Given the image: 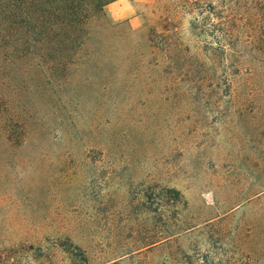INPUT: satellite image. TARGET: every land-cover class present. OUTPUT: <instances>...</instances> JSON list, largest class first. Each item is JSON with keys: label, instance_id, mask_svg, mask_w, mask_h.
Listing matches in <instances>:
<instances>
[{"label": "rangeland", "instance_id": "374dc122", "mask_svg": "<svg viewBox=\"0 0 264 264\" xmlns=\"http://www.w3.org/2000/svg\"><path fill=\"white\" fill-rule=\"evenodd\" d=\"M92 27L67 67L10 70L0 264H264V0Z\"/></svg>", "mask_w": 264, "mask_h": 264}, {"label": "trees", "instance_id": "16d2710c", "mask_svg": "<svg viewBox=\"0 0 264 264\" xmlns=\"http://www.w3.org/2000/svg\"><path fill=\"white\" fill-rule=\"evenodd\" d=\"M116 0H0V129L7 134L10 70L23 57L39 65L65 68L76 54L92 47V19ZM0 137V141H6ZM11 140V139H9Z\"/></svg>", "mask_w": 264, "mask_h": 264}]
</instances>
